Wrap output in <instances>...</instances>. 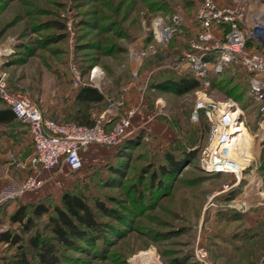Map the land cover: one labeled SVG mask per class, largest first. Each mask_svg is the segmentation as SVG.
<instances>
[{"label":"rangeland","instance_id":"obj_1","mask_svg":"<svg viewBox=\"0 0 264 264\" xmlns=\"http://www.w3.org/2000/svg\"><path fill=\"white\" fill-rule=\"evenodd\" d=\"M201 1L0 0V76L7 88L28 97L41 116L72 122L77 108L86 113L74 100L78 86H90L104 96V102L87 108L90 118L102 115L109 99L124 100L120 114L136 108L131 132L117 146L92 144L81 153L80 170L43 172L40 188L15 202L0 203V231L16 229L8 216L18 205L40 200L57 204L61 193L68 192L88 201L106 200L112 208L130 212L126 225L102 218L116 229L105 232V241H96L94 248L80 244L82 252L61 249L72 257L63 264H168L174 258L180 264H198L191 259L197 245L206 251V264L259 261L264 255V118L240 76L230 70L212 73L207 86L197 83V89L183 95L137 91L131 81L130 44L157 49L151 38L147 41L150 22L156 16H176L178 32L169 49H184L194 35ZM249 6L260 12L264 2L252 0ZM258 19L263 22L264 14ZM72 66L78 71L77 86L72 82ZM164 66L158 55L149 56L140 63V75L144 79L153 73L149 84L161 72L174 74ZM93 67L100 73L95 83L88 81ZM198 98L233 104L237 110L245 129L242 136L248 139L247 143L236 139L238 150L249 161L237 180L228 174H206L198 166V152L207 138L202 113L192 120ZM31 153L23 127L0 126V193L9 181L24 179L25 171L14 164L25 162ZM166 154L181 162L194 157L182 162L177 173L158 176L165 189L147 198L150 172L165 164ZM136 190L144 201L135 207L129 197ZM13 251L0 244V260Z\"/></svg>","mask_w":264,"mask_h":264},{"label":"built area","instance_id":"obj_2","mask_svg":"<svg viewBox=\"0 0 264 264\" xmlns=\"http://www.w3.org/2000/svg\"><path fill=\"white\" fill-rule=\"evenodd\" d=\"M251 1L230 0L220 5L215 0H202L195 16L194 35L187 39L184 49H169L178 32L180 19L176 16L154 17L147 31L157 49L149 44L144 48L136 42L129 46L128 59L133 65L130 75L134 88L137 91L146 88L147 79L153 73L142 79L139 67L142 60L152 55H158L165 63L164 68L170 69L176 76L190 75L200 86L208 85L207 79L212 73L230 70L240 76L264 118V23L258 19L256 12L259 10L249 6ZM254 1L259 4L264 2ZM70 72L72 82L77 86L80 84L78 71L72 66ZM99 75L94 67L91 68L88 81L95 83ZM107 102V109L102 115L93 117L91 126L57 122L41 116L28 97L7 88L0 76V103L26 129L32 150L25 162H15L16 168L25 171V177L21 182H8L0 193V203L15 202L25 192L40 188L44 182L43 172L58 168L68 172L80 170L81 153L92 144L117 146L131 132V118L136 108L120 114L123 99H109ZM232 107L233 104L198 98L192 120L197 121V113L200 112L208 128L206 144L198 152L201 171L211 175H233L237 180L240 168L244 166L234 170L238 167L235 160L238 141L231 132L242 122L238 120L237 110ZM206 257L203 248L194 246L192 260L206 264ZM256 264H264V255Z\"/></svg>","mask_w":264,"mask_h":264},{"label":"trees","instance_id":"obj_3","mask_svg":"<svg viewBox=\"0 0 264 264\" xmlns=\"http://www.w3.org/2000/svg\"><path fill=\"white\" fill-rule=\"evenodd\" d=\"M149 40L150 37L147 41L149 42ZM197 87V82L190 75L178 77L174 74L161 72L146 85V91L183 95L197 89ZM76 89L74 100L79 106L86 109V113L77 108L72 122L81 126H91L94 120L87 113V108L104 102V96L90 86H78ZM200 115L204 120L202 114ZM95 116H99V114L96 113ZM11 124L23 127L14 119L10 110L0 103V126ZM193 157H188L182 162L186 163L187 160H193ZM164 161V165H159L156 170L150 172L148 190L146 189L147 198L150 194L164 191L165 183L158 179V176L169 177L173 173H177L182 164L181 161H177L175 157L169 154L164 155ZM132 193L129 197L130 205L136 207L143 204L142 193L139 190L132 191ZM109 200L112 201V199ZM129 212L130 210L126 208L121 211L112 208L106 200L93 198L88 201L81 195L68 192L61 193L57 204H50L41 200L29 205L22 203L8 216L9 224L15 225L16 229L7 228L0 231V244L14 249L10 257L0 260V264H63L65 258L71 262L70 258L72 257L66 255L63 250L82 252L84 248L80 244L90 249L94 248L96 241H105V232L116 229L113 223H104L101 219L107 218L126 225ZM39 222H43V225L38 224ZM44 232L48 233L49 237L45 236ZM180 262L179 259L174 258L168 264H180Z\"/></svg>","mask_w":264,"mask_h":264},{"label":"bare ground","instance_id":"obj_4","mask_svg":"<svg viewBox=\"0 0 264 264\" xmlns=\"http://www.w3.org/2000/svg\"><path fill=\"white\" fill-rule=\"evenodd\" d=\"M258 13V15L259 16H263V14H264V9L262 10V11H260V12H257ZM260 13V14H259ZM262 23H264V21L262 22ZM238 114H239V112H238ZM236 129L235 130H232V132H231V134L233 135V137L235 138V139H238V138H242V139H244V142L245 143H247L248 142V139H246V138H244L242 135H245V129L243 128L244 126L242 125V124H239V125H236ZM240 128H242V133H241V130H240ZM226 147H230V146H226ZM240 148V145L238 144V148L237 149H239ZM236 155V154H235ZM245 155V154H244ZM243 154H239V150H238V155H236V157H235V160H236V162H237V166L238 167H236L234 170L235 171H238V170H240V169H242V168H240L239 169V166H244V165H246L249 161H248V155H245L244 156ZM251 183H252V185H254L253 186V188L255 187V182H254V180H252L251 181ZM255 189V188H254ZM261 196V195H260ZM141 259L142 260H145L146 258L145 257H141ZM148 259V258H147Z\"/></svg>","mask_w":264,"mask_h":264},{"label":"crops","instance_id":"obj_5","mask_svg":"<svg viewBox=\"0 0 264 264\" xmlns=\"http://www.w3.org/2000/svg\"><path fill=\"white\" fill-rule=\"evenodd\" d=\"M191 259H192V256H191Z\"/></svg>","mask_w":264,"mask_h":264}]
</instances>
